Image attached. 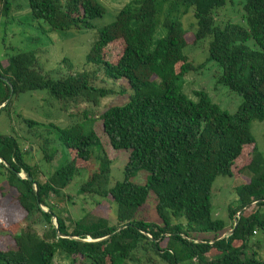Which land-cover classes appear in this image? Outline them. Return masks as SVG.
I'll use <instances>...</instances> for the list:
<instances>
[{
	"label": "trees",
	"instance_id": "trees-1",
	"mask_svg": "<svg viewBox=\"0 0 264 264\" xmlns=\"http://www.w3.org/2000/svg\"><path fill=\"white\" fill-rule=\"evenodd\" d=\"M25 1L31 18L49 32L89 31L106 13L97 0ZM171 1L192 9L194 30L185 31L179 21L165 16V34L154 40L157 0H129L98 31L81 72L53 79L43 73L32 52L14 53L6 66L0 64V113L8 111L14 97L37 91H46L64 112L80 102L94 110L102 100L123 94L125 89L117 92L113 87L117 82L130 92L124 105L108 106L98 119L111 148L129 153L123 181L114 186H109L111 162L93 128V111L69 115L72 121L66 128L23 120L44 163L56 153L50 150L49 135L54 133L52 141L65 150L64 164L44 182L29 163V149L22 147L30 139L19 144L0 134V198L6 188L14 190V201L25 213L23 226L0 228V238L11 240L0 249V264H53L57 254L71 264L139 263L138 253L146 264H264L256 253L247 254L252 237L264 232V160L250 131L253 121H264V0H241L246 28L215 25V13L235 0ZM12 2L0 0V23L1 17H9ZM187 33L193 36V46L208 41L206 62L216 65L215 83L241 100L235 114L222 111L203 91L194 93L195 101L183 92L185 77L195 71L183 52ZM113 44L122 47L111 63L107 56ZM240 159L235 174L246 168L251 176L235 189L238 207L229 210L228 226L212 217L211 189L217 177H232L231 168ZM76 160L94 161L97 168L78 167ZM84 170L89 175L78 193L109 198L116 209L114 225L90 213L65 220L49 203L50 196L61 197ZM140 172L148 175L145 185L131 181ZM150 194L160 225L139 217Z\"/></svg>",
	"mask_w": 264,
	"mask_h": 264
},
{
	"label": "rangeland",
	"instance_id": "rangeland-1",
	"mask_svg": "<svg viewBox=\"0 0 264 264\" xmlns=\"http://www.w3.org/2000/svg\"><path fill=\"white\" fill-rule=\"evenodd\" d=\"M106 9V13L102 19L94 22V28L89 31H67L49 32L48 27L41 21H36L30 16V12L25 0H14L11 6L9 17H1L0 23V64L6 66L7 58L14 53L32 52L36 56L44 74L49 75L53 79H57L63 74L78 73L83 69L85 63V56L95 40L98 31L110 24L118 11L129 2V0H97ZM173 6L171 15L169 9ZM156 22L157 29L153 39L162 38L165 34L162 28V21L165 16H169L173 20L180 22L182 29L191 31L195 28V20L192 16V9L190 7H183L175 4L171 0H157L156 2ZM215 25L221 26L224 24H233L241 28H246L244 21L243 2L235 0L228 3L224 8L219 9L214 15ZM185 40L188 47L184 49L189 62L195 67V71L189 73L183 84V92L193 101L196 100L195 92L203 91L210 101L217 105L222 111L233 115L236 113L240 98L230 92L227 88L217 85L214 78L216 65L212 62L207 63L208 57L207 43L193 46V36L191 33L185 34ZM252 47V42L249 43ZM121 44H113L108 48V60L113 63L120 55ZM176 70L178 68L176 66ZM99 78L103 80L102 74ZM106 87H112L107 82ZM117 92L119 87L125 89L123 94L113 95L100 102L99 107L92 110L91 105L86 103L70 104L67 111H62L61 106L54 100L48 97L46 91H37L32 93H25L14 97L12 104L8 111L0 113V134L8 135L22 144L23 149H29L30 159L29 163L35 165L37 168V179L44 182L47 176L53 173L58 167L62 166L66 160V153L59 142H55V134L48 136L53 144L50 150H56L55 156L51 162L44 163L42 161L41 153L36 148L37 144L34 139L27 134L29 131L23 123V120L34 121L47 125L53 123L57 127L66 128L72 121L69 115L80 117L83 110L93 111L95 113V132L99 135L104 151L111 162L110 165V179L109 186H114L117 182L123 181V170L127 163L129 153L127 151H115L111 148L107 138L102 134L101 123L98 120L104 110L110 105H124L130 96L128 87L123 82H117L113 86ZM42 130V129H41ZM250 131L255 139V145L258 149V155L264 160V121H253L250 125ZM54 138L55 141H52ZM32 141V142H31ZM30 144L32 146L30 147ZM54 147V148H53ZM253 146L248 147L251 152ZM242 159L236 161L232 166V177L219 176L213 183L211 189V213L214 219H218L230 225L227 219L229 210H235L238 207L236 202L235 189L245 183L249 182L251 173L243 168L238 174L236 168L240 165ZM96 162L91 164L76 160L78 167L94 171L97 166ZM88 172L83 171L79 177H76L69 186L63 190L61 197H49V203L55 207L58 214L65 220H78L85 214H92L96 217L107 219L112 225L115 224L116 209L109 198L102 199L97 196H89L79 194L78 190L86 181ZM24 177V174H20ZM4 177L0 175V184L3 183ZM138 185H145L148 182V175L145 172L138 173L132 180ZM1 186V185H0ZM1 196V195H0ZM15 191L6 188L3 198H0V228H5L11 224L20 223L23 226V218L25 213L19 208L14 201ZM156 199L150 194L145 205L144 211L140 212L139 217L149 223H156L160 225L155 211ZM66 225L70 229L71 224L66 221ZM41 234V230H37ZM249 248L247 250L248 256L256 253L260 258H264V232H257L251 239ZM5 245H11L9 237L0 238V249ZM164 248L166 242L160 243ZM177 246L174 251L177 256ZM141 261L139 263L125 262V264H146L145 258L140 253L137 254ZM209 260V259H208ZM53 264H71L69 258L64 255L57 254L53 260ZM82 264V263H77ZM179 264H192L186 260H180Z\"/></svg>",
	"mask_w": 264,
	"mask_h": 264
},
{
	"label": "water",
	"instance_id": "water-1",
	"mask_svg": "<svg viewBox=\"0 0 264 264\" xmlns=\"http://www.w3.org/2000/svg\"><path fill=\"white\" fill-rule=\"evenodd\" d=\"M2 107V106H1ZM1 107H0V109H1ZM1 162V161H0ZM21 177V176H20ZM21 178H24V179H26V180H28V181H31V178L29 177V176H24V177H21ZM97 241H99V240H97ZM85 242H90V240H88V241H85Z\"/></svg>",
	"mask_w": 264,
	"mask_h": 264
}]
</instances>
